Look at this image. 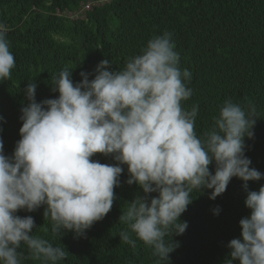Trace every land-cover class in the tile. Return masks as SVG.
I'll return each instance as SVG.
<instances>
[{"label":"clouds","instance_id":"9594fccd","mask_svg":"<svg viewBox=\"0 0 264 264\" xmlns=\"http://www.w3.org/2000/svg\"><path fill=\"white\" fill-rule=\"evenodd\" d=\"M179 64L172 35L165 32L122 69L112 70L104 59L74 82L73 69L65 67L52 78L56 98L37 102V84L27 83L21 138L12 155L5 154L0 137V264H22V245L31 259L44 264L65 260V248L33 235L34 218L17 213L45 206L54 234L84 237L111 211L124 166L127 184H137L144 195H136L119 217L127 225L118 234L123 243L135 248L134 234L161 264H170V254L179 247L173 237L189 226L181 216L193 202L192 193L211 190L209 199L215 200L238 178L251 211L239 222L241 238L228 243L226 264H264V185L248 190L249 182L264 179V173L251 167L245 154V138L254 137L256 109L246 112L225 100L212 129L198 137L199 106L183 107L193 94L186 83L191 73ZM15 67L7 27L0 23V81L10 79ZM0 122H6L4 117ZM96 154L116 163L102 164L93 159ZM213 212L219 215L221 209Z\"/></svg>","mask_w":264,"mask_h":264},{"label":"trees","instance_id":"16d2710c","mask_svg":"<svg viewBox=\"0 0 264 264\" xmlns=\"http://www.w3.org/2000/svg\"><path fill=\"white\" fill-rule=\"evenodd\" d=\"M0 23L7 27L16 61L11 78L0 81V116L6 121L0 122V137L6 155L13 154L21 138L27 83L37 84V102L56 98L52 78L65 67L73 69L74 82L82 80L81 71L94 72L104 59L112 63V70L122 69L151 38L168 32L180 54L181 70L191 73L186 83L193 94L183 107L199 106L194 127L198 137L212 129L213 117L225 100L240 104L246 112L255 107L254 137L245 138V154L251 167L264 173V0H0ZM93 159L116 163L102 154ZM210 171L214 174V164ZM127 179L124 166L111 211L84 237L54 234L51 220L44 218L45 206L17 214L34 218L33 235L65 248L67 257L59 264H161L134 234L135 248L118 235L127 230L119 222L122 211L136 195H144ZM261 185L264 179L250 181L248 190L258 191ZM210 191L192 193L193 202L181 216L189 226L183 235L173 237L179 247L170 254V264H226L231 259L228 243L241 238L239 222L251 211L245 205L247 192L238 178L215 200L209 199ZM218 206L221 212L215 215ZM19 251L22 264H44L31 259L26 246Z\"/></svg>","mask_w":264,"mask_h":264},{"label":"built area","instance_id":"2783aa9c","mask_svg":"<svg viewBox=\"0 0 264 264\" xmlns=\"http://www.w3.org/2000/svg\"><path fill=\"white\" fill-rule=\"evenodd\" d=\"M104 1H107V0H102V2H104ZM88 8H89V6L85 7V9H88ZM75 15H77V14H75Z\"/></svg>","mask_w":264,"mask_h":264},{"label":"rangeland","instance_id":"374dc122","mask_svg":"<svg viewBox=\"0 0 264 264\" xmlns=\"http://www.w3.org/2000/svg\"><path fill=\"white\" fill-rule=\"evenodd\" d=\"M76 17V16H75Z\"/></svg>","mask_w":264,"mask_h":264}]
</instances>
